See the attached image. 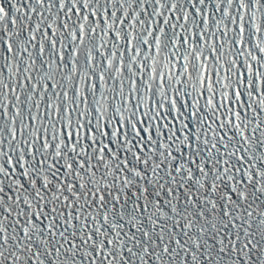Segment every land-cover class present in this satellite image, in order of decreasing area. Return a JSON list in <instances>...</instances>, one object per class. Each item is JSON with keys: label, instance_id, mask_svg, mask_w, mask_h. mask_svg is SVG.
<instances>
[{"label": "snow or ice", "instance_id": "6c2138e0", "mask_svg": "<svg viewBox=\"0 0 264 264\" xmlns=\"http://www.w3.org/2000/svg\"><path fill=\"white\" fill-rule=\"evenodd\" d=\"M0 264H264V0H0Z\"/></svg>", "mask_w": 264, "mask_h": 264}]
</instances>
